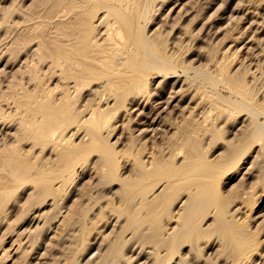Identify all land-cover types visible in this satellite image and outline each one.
<instances>
[{
	"label": "bare ground",
	"instance_id": "bare-ground-1",
	"mask_svg": "<svg viewBox=\"0 0 264 264\" xmlns=\"http://www.w3.org/2000/svg\"><path fill=\"white\" fill-rule=\"evenodd\" d=\"M182 1L57 0L56 5L62 6L60 15L65 18L62 39L55 44V61H52L57 68L59 83L49 91L41 90L40 85L29 91L25 103L28 117L19 121L21 135L30 143L27 153L37 157L47 147V159L50 158V161L48 164L43 161L35 165L28 154L21 153L17 144L11 146L3 158L8 166V187H0V209L5 196L13 189L11 185L28 181L31 182L30 193L41 202L37 208L50 201L49 204L58 205L61 187L77 174L90 171L92 188L81 187L73 206L65 210V214L60 212L57 215L59 230L56 236L61 241L68 238L71 243L83 237L85 221L80 210L85 201L94 200L92 206H99L98 212L109 223L106 229L109 231L100 236L102 239L95 255H92L99 259L97 264H121L127 261L123 252L127 242L132 243V250L139 247L138 256L147 252L150 264H170L175 256H179L180 248L188 246L189 250L198 253L205 237L213 234H216L214 242L220 246L224 263L257 262V259L252 260L257 254L253 238L255 230L249 229L241 213L247 211L246 206H250V199L256 192L261 189L264 192V125L258 122L255 114L256 110L264 112V94L261 99L257 98L253 82L247 79L246 72L249 70L241 69L246 71L243 73L238 70L239 66L231 68L233 63L237 65L232 59L239 51L234 50L231 54L234 56L229 54L231 60L228 62L226 56L229 55L225 53L228 48L224 47L222 56L213 59L212 67L217 70V74L207 73L206 78L211 83L222 82L227 94L215 91L209 93L205 87L188 83V78L184 77L182 87L179 90L172 89L167 99L162 100V94L168 86L179 84L183 77L173 68L174 63L165 60L169 58L164 47H161V51L154 48L155 40L146 32L149 22L147 12L151 6L163 8L170 2L174 3L170 9H174ZM260 5H264V0H255L252 5L255 6V12H259L256 6ZM251 10L255 13L254 8ZM185 12L188 15L189 12ZM263 25L260 28H264ZM259 36H256L257 39L261 38ZM255 39L254 42H257ZM161 60L165 65L159 64ZM185 67L184 72L195 68L192 65ZM156 72L159 74H154ZM172 72L179 74H175L172 84L166 80L167 83L156 93L147 88L152 78L163 73V79H167ZM57 89V95L52 97ZM84 89L89 91L81 102H76L74 98ZM154 96L156 99L153 100ZM176 99L178 103L173 104ZM163 103H166L164 107ZM141 107L138 115L142 118L138 122L145 127L140 128L138 143L143 146L151 136L156 138L162 132L173 131L176 134L181 130L185 133L182 139L189 151L179 161H174L170 150L175 136L171 134L167 137L166 147L157 151L138 147L131 159H126L124 163V166L131 165L132 172L123 176L118 172V150L114 148L117 139L114 142L109 140L116 124L109 125V120L115 113L133 112ZM168 109L180 112L187 109L188 113L184 121L176 126L173 116L165 114ZM213 112L217 115H213ZM242 113L245 117L238 121L240 127L236 126L239 136L234 138V132L233 139L224 140L225 148L220 158L212 159L204 155L201 140L214 141L223 137L227 120ZM220 120L225 124L217 125ZM257 145L258 153L249 162L250 165L245 166L247 170L244 172L246 178L253 175L257 178L236 198L222 194L217 187L219 178L238 166ZM87 157H92L89 165ZM116 181L120 182V188L114 191L116 194L112 199L103 192V188ZM95 190L100 192L99 197L93 194ZM174 204L179 207L177 211L172 210ZM32 215L29 221H38L36 225L41 222L44 224L47 220L42 209L33 211ZM208 217L212 218L210 225H202ZM260 258L264 264V254ZM89 259L94 261L91 257L87 262ZM179 259L187 263L185 257L180 256ZM203 262L207 264L206 260ZM69 263L68 260L66 264Z\"/></svg>",
	"mask_w": 264,
	"mask_h": 264
},
{
	"label": "rangeland",
	"instance_id": "rangeland-1",
	"mask_svg": "<svg viewBox=\"0 0 264 264\" xmlns=\"http://www.w3.org/2000/svg\"><path fill=\"white\" fill-rule=\"evenodd\" d=\"M56 1L0 0V187H8V166L5 164L3 158L14 144H17L21 153L28 154L29 159H32L35 165H39L43 161L48 164L50 161V158L47 159L49 156L47 147L42 152H37V157H32L31 153H27L30 143L26 137H22L19 121L21 118L28 117L25 103L28 101L26 94L29 91H32L37 85H40L41 90L49 91L50 88H54L59 83V76H56L57 68L52 61H55L53 57L55 44L59 43L62 39V25L65 18L63 15H60L62 13V6L56 5ZM254 2L255 0H183L182 4L180 3L174 9H170L174 6L173 2L168 3L163 8H160L159 4V7H150L147 12L149 22L146 32L155 40L154 48L157 51H161V47H164L169 59H162L170 60L174 63L175 66L173 68L183 77L179 84H173L176 87L173 85L171 87L168 86V89L162 94L164 97H162V100L167 99L172 89L179 90L182 87L184 77L188 78V83L191 82L195 86L205 87V90L209 93L215 91L227 94L228 92L222 82L211 83L206 78L207 73L217 74V70L212 67L213 59H217L216 57L219 55L222 56V51L225 50L224 47L228 48L226 50L228 52H225L226 54L228 53L227 55L239 51L237 52V56L235 55V58L232 59L237 65H233V63L231 68L239 66V71L241 69L252 71L251 73L244 70L240 72L248 73L247 79L254 83V85L252 83V86H254L253 88L257 92V98L261 99L263 97L264 28H260V26L264 24L262 22L264 19V16H262L264 15V5L256 6V10L261 11L257 13V11L255 12V6H252ZM249 3L251 7H249ZM180 7H183V9L179 10ZM252 7L255 13H253V10H251L252 12L250 11V8L253 9ZM155 8L156 10H154ZM157 8H160V10ZM185 11L190 14L188 13L187 15ZM253 19H257L260 23L257 20L253 21ZM251 20L255 23H253L254 25ZM254 28L261 31H256ZM158 35L159 37H157ZM258 35L261 38L258 37L259 39H257L256 36ZM236 36L241 37L236 39ZM253 36L260 43L254 42ZM250 37L253 41L249 40ZM250 41L259 47H256ZM238 45L239 47H237ZM249 45L253 50L252 48L249 49ZM240 47H243L242 50H239ZM247 49H249L248 52ZM230 55L226 56L228 62L231 60ZM231 56H234V54ZM159 64L165 65V62L161 60ZM186 65H192L195 68H189L184 72ZM177 73L172 72L173 75L170 74L172 76L169 75L167 79H163L165 77L162 75L163 73H160L161 75L152 78V82L147 88L152 89L156 93L167 83L166 80L172 84L176 76L179 75ZM154 74L159 73L156 72ZM30 77H33V79ZM253 78H257L255 82ZM58 91L59 89L52 93V97H55ZM88 91V89L81 90L74 100L81 102ZM154 99H156V96L153 97ZM177 100L173 104L178 103L176 102ZM163 104L164 107L166 103ZM170 109H168L170 113L168 110V114L165 112L166 116L172 115L176 126L182 123L188 110L185 109L183 112H180L176 109L170 111ZM134 110L136 111H120L115 113L113 118L109 120V125L116 124L115 128L111 131L109 140L114 142L117 139L114 148L118 150V172L123 176L132 172L131 165L126 164L124 166V163L126 159H131L133 154L138 150V147H144L143 149L146 151H148L147 149L157 151L166 147L167 137L174 134L172 133L173 131L169 133L162 132L161 136H156V138L155 136L149 137V134L148 137L150 139L145 141L142 146L141 143H138L140 128L145 127L142 123H139L140 121L138 122L142 118L140 114L138 115L142 107L139 110ZM243 113L241 116L230 117L232 119H228L226 124L222 120L217 122V125L219 123L221 126L225 124L223 127V137L214 141L201 140V150L204 155L212 159L220 158L225 148L224 140L227 138L233 139L235 133L236 136L234 138L239 136L237 135V132L239 134L237 127H240L238 121L245 117ZM214 114L216 112H213ZM255 114L257 115L258 122L264 125V112L256 110ZM129 117H132V119H128ZM184 134L183 131L178 130L173 135L175 136V141L170 153L174 161H179L189 151L188 145L182 139ZM257 149L259 150V145L254 146L238 166L233 167L219 178L217 187L222 194L236 198L257 178L255 175L248 178L245 177L247 175H244V172L247 170L245 168L250 165L255 154L257 155ZM91 159L92 157H87L86 161L88 165ZM85 173L77 174L61 187L58 193V205L49 204L50 201L40 208L37 207L41 202L36 195L30 193L31 182L14 183L11 185L13 189L5 196L2 208L0 209V264H66L68 260L70 261L69 264H97L99 262V259L92 255L97 250V245L102 239L100 236L109 231V229L106 230L109 223L106 222L108 221L106 217L98 212L99 206H92L94 200L85 201L80 210V215L85 221L83 237L77 242L71 243V240L68 238L65 241H61L56 236L59 230L56 225L57 215L60 212L65 214L73 206L81 187L92 188L90 171H86ZM116 182L111 186L108 185V187L103 188L106 190H103V192L107 196H111L112 199L116 194L115 192L120 188V182ZM108 188L110 189L108 190ZM97 190L93 194L99 197L100 194L98 193L100 192ZM249 205L246 206L247 211L241 213L244 216L242 219L244 218V221L247 220L249 229L255 230L253 238L257 254L252 257V260L257 259L255 264H262L260 258V255L264 254V192L262 189L251 197ZM246 208L243 210H246ZM39 209L45 211L47 220L44 224L41 222V224L36 225L38 221L30 222L29 220L33 217L32 212ZM178 209L179 207H176V204L172 206L173 211H177ZM253 215L254 217H252ZM211 221L212 218L208 217L205 223L203 221L202 225L207 226L208 223L210 225ZM105 223L108 224L106 225ZM27 229L29 231L31 229L30 234ZM21 233H24L27 238L24 235L22 236ZM215 235L205 237L198 253L189 250L188 246H183L179 250V256H175L172 259L174 261L170 264H184L179 259L180 256L186 258V264H203L205 260L207 264H226L223 261L219 244L214 242ZM71 244L73 245L71 246ZM131 245V242L125 244L123 252L127 257V261L124 260L121 264H136L143 261L140 264H144L145 262L150 264L151 260H147L150 259L148 253L146 252L147 255L142 254L140 256L139 254L138 256L136 253H138L139 247L132 250ZM91 257L94 261L92 262L89 259L87 262V259ZM198 257L200 259L196 262ZM138 258H141V260Z\"/></svg>",
	"mask_w": 264,
	"mask_h": 264
}]
</instances>
